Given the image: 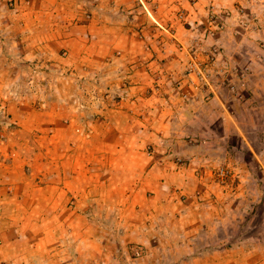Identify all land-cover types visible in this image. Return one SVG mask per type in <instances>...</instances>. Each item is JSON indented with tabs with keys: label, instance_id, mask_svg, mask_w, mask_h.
Listing matches in <instances>:
<instances>
[{
	"label": "crops",
	"instance_id": "crops-1",
	"mask_svg": "<svg viewBox=\"0 0 264 264\" xmlns=\"http://www.w3.org/2000/svg\"><path fill=\"white\" fill-rule=\"evenodd\" d=\"M170 1L176 8L169 17L174 37L194 42L204 59L201 43L220 46L214 60H207L206 85L199 86L195 76L194 83L187 79V100L173 82L184 75L182 59L172 52L168 34L149 17L142 27L145 41L135 34L133 22L119 33L125 27L115 20L102 22L99 28L107 33L94 37L93 21L81 25L83 36L29 37L35 46L29 54L24 37L1 34L0 109L15 122L10 138L21 131L33 146L13 150L15 164L12 170L1 165L0 183L6 176L20 179L11 185L13 199L34 221L68 223L66 215L94 211L101 223L114 221V237L119 232L124 237L145 235L152 226L165 230L168 221L177 227L190 211L200 214L198 232L206 221L215 222L206 197L214 182L211 174L228 150L225 135L213 133L212 125L215 117L225 128L230 121L224 86L230 89L235 78L260 75L254 66L264 64V0ZM163 2L160 9L168 0ZM210 5L230 15L221 32L205 38L201 23ZM178 8L187 13L191 27L177 20ZM29 13L32 18L34 9L21 11L19 17ZM24 24L34 28L33 20ZM38 27L64 29L62 21L54 26L39 21ZM147 40L156 54L145 51ZM236 62L252 65L240 71ZM24 67L33 75L34 98L29 101L18 95ZM149 145L156 147L152 155L146 152ZM27 157L34 158L31 176L23 171ZM180 196L185 200L178 204ZM171 205L175 208L170 211ZM93 251L105 252L99 246Z\"/></svg>",
	"mask_w": 264,
	"mask_h": 264
},
{
	"label": "rangeland",
	"instance_id": "rangeland-1",
	"mask_svg": "<svg viewBox=\"0 0 264 264\" xmlns=\"http://www.w3.org/2000/svg\"><path fill=\"white\" fill-rule=\"evenodd\" d=\"M161 4H164L163 0H0V37L2 33L12 39L15 36L24 37L23 42L29 54L32 51L34 53L35 48L28 43L29 37L35 40L49 33L55 38L65 37V33L72 37L83 36L81 25L91 21L94 23V37L97 33H107L108 29L99 28L102 22L115 20L125 27L119 29V33H125L126 27H132L133 22L135 34L141 35L140 39L145 41L142 27L144 19L149 17L155 26L168 34L166 39L174 48L172 52L181 57L185 73L188 50L197 48L194 42H185L173 35L175 30L169 17L170 10H176L175 3L168 0L163 9H160ZM32 8V18L30 13L19 17L21 11L28 12ZM208 11L206 22L201 23L205 38L209 37L206 34ZM176 18L183 26H192L183 8H178ZM32 20L34 28L24 24V21L29 23ZM39 21H49L51 26L62 21L64 29L39 28ZM200 45L205 51L206 44L203 42ZM143 46L145 51L156 54L149 41ZM209 47H217L220 51L218 45ZM27 61L30 62V59ZM236 63L238 66L235 67L240 71L252 65L250 62ZM263 65L254 66L260 75L256 73L248 79L242 77V85V80L235 78L232 81L233 88L224 86L222 89L230 121L225 128L215 117L212 132L225 135L223 141L228 156H224L223 162L211 174L214 182L206 197L212 204L207 206V210L216 215L217 221H206L208 226L198 232L202 225L200 214L190 211L183 215V221L177 227L174 222L168 221L165 230H157L152 226L145 229V235L136 237H124L122 232L115 237L110 235V232H114L111 227L117 225L110 219L102 224L96 219L100 216L94 215V211L90 215L87 212L81 216L74 213L66 215L68 223L34 221V215L24 213L18 199H13L11 185L20 179L6 176L4 182L0 183V264H264ZM255 69H251L252 73ZM29 70L24 67L20 85L22 92L18 94L24 101L34 98L30 90L34 88V84H30L33 75L29 74ZM42 80L46 81V78ZM8 115L0 109V168L3 165L12 170L16 157L13 150L20 145L32 148L33 142L21 131L17 133L16 139H11L15 122L10 121ZM3 152H8V155H3ZM29 159H25L23 171L31 176L34 165L30 163L34 164V158ZM222 169L226 170L225 173H222ZM10 181L12 184H9ZM179 199L178 204L185 200L184 196ZM70 207L72 210L76 208L79 213L78 207L73 204ZM168 208L171 211L175 206ZM100 230L101 234H98ZM98 246L105 252L96 254L93 250Z\"/></svg>",
	"mask_w": 264,
	"mask_h": 264
},
{
	"label": "built area",
	"instance_id": "built-area-1",
	"mask_svg": "<svg viewBox=\"0 0 264 264\" xmlns=\"http://www.w3.org/2000/svg\"><path fill=\"white\" fill-rule=\"evenodd\" d=\"M230 13L225 10H218V8L214 5H211L208 11V21L206 25V34L211 37L215 36L217 33L221 32L226 26V17H228ZM204 51V50H203ZM219 52V48L217 47H206V59L202 58L200 55V51L197 50H188V58L185 62V73L183 77L178 78L174 81L177 91L180 96L187 100L190 97V92L188 89V80L194 83V76L197 78V83L199 86H204L208 82V61L214 60L215 54ZM154 88H158V84H154ZM146 152L150 155L156 152V147L154 145H149L146 148ZM222 173H225L226 170L222 169Z\"/></svg>",
	"mask_w": 264,
	"mask_h": 264
}]
</instances>
